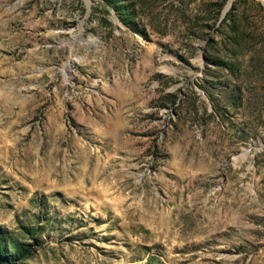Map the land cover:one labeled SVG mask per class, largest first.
<instances>
[{"label": "rangeland", "instance_id": "374dc122", "mask_svg": "<svg viewBox=\"0 0 264 264\" xmlns=\"http://www.w3.org/2000/svg\"><path fill=\"white\" fill-rule=\"evenodd\" d=\"M0 264H264V0H0Z\"/></svg>", "mask_w": 264, "mask_h": 264}]
</instances>
